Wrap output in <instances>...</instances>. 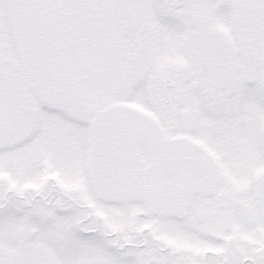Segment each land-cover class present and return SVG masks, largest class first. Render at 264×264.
<instances>
[{"label":"snow or ice","instance_id":"1","mask_svg":"<svg viewBox=\"0 0 264 264\" xmlns=\"http://www.w3.org/2000/svg\"><path fill=\"white\" fill-rule=\"evenodd\" d=\"M0 264H264V0H0Z\"/></svg>","mask_w":264,"mask_h":264}]
</instances>
